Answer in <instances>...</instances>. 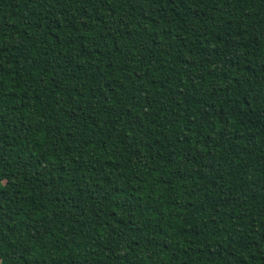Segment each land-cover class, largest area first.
Returning a JSON list of instances; mask_svg holds the SVG:
<instances>
[{
  "label": "trees",
  "instance_id": "16d2710c",
  "mask_svg": "<svg viewBox=\"0 0 264 264\" xmlns=\"http://www.w3.org/2000/svg\"><path fill=\"white\" fill-rule=\"evenodd\" d=\"M0 264H264V0H0Z\"/></svg>",
  "mask_w": 264,
  "mask_h": 264
}]
</instances>
